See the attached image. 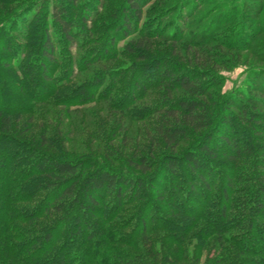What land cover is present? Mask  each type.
Returning <instances> with one entry per match:
<instances>
[{"label": "trees", "instance_id": "16d2710c", "mask_svg": "<svg viewBox=\"0 0 264 264\" xmlns=\"http://www.w3.org/2000/svg\"><path fill=\"white\" fill-rule=\"evenodd\" d=\"M152 1L0 0V264H264L256 10Z\"/></svg>", "mask_w": 264, "mask_h": 264}, {"label": "rangeland", "instance_id": "374dc122", "mask_svg": "<svg viewBox=\"0 0 264 264\" xmlns=\"http://www.w3.org/2000/svg\"><path fill=\"white\" fill-rule=\"evenodd\" d=\"M176 1L177 0H154L150 2L148 7H156L157 5L158 9H163L170 5H174ZM244 1L246 6H250L251 9L254 11L256 10V12L253 13L251 10H246L245 13H247V16H242L241 18V22H244V25L250 27V31L246 34V36L248 35L247 42L249 43V49L247 48L244 51L222 50L225 53H229V56L232 58L230 63L234 66L221 70V75L224 78L223 91L228 93H233L234 90L243 85L244 81L248 78V71L253 68H261L264 65V20L262 18L264 17V0H242L240 1V7L243 6ZM216 3L214 1H209L198 10L197 15L203 14L205 11H209L211 14L213 13V15L223 11ZM204 23H207V21ZM233 27L234 25L230 24L222 28L225 30L222 37L227 35L226 31H229V33L232 32L231 28Z\"/></svg>", "mask_w": 264, "mask_h": 264}]
</instances>
